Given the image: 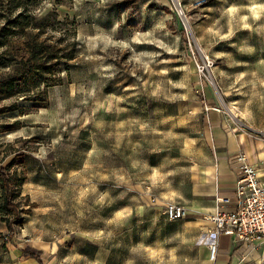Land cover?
I'll return each mask as SVG.
<instances>
[{
	"label": "rangeland",
	"instance_id": "obj_1",
	"mask_svg": "<svg viewBox=\"0 0 264 264\" xmlns=\"http://www.w3.org/2000/svg\"><path fill=\"white\" fill-rule=\"evenodd\" d=\"M13 5L28 36L76 54L18 81L21 34L0 46V169L30 211L7 219L0 264H216L193 205L218 127L264 136V0H0V14ZM235 241L231 260L264 264Z\"/></svg>",
	"mask_w": 264,
	"mask_h": 264
},
{
	"label": "built area",
	"instance_id": "obj_2",
	"mask_svg": "<svg viewBox=\"0 0 264 264\" xmlns=\"http://www.w3.org/2000/svg\"><path fill=\"white\" fill-rule=\"evenodd\" d=\"M231 160L239 165L237 193L232 198L218 197L215 212L205 217L211 227V261L217 260L219 243L216 238L221 236L238 239L243 246L240 251L245 254L260 249L264 253V180L244 152ZM165 214L170 222H174L186 219L188 213L181 205L169 204Z\"/></svg>",
	"mask_w": 264,
	"mask_h": 264
},
{
	"label": "trees",
	"instance_id": "obj_3",
	"mask_svg": "<svg viewBox=\"0 0 264 264\" xmlns=\"http://www.w3.org/2000/svg\"><path fill=\"white\" fill-rule=\"evenodd\" d=\"M55 1L57 4H61L66 0ZM20 7L22 6L13 5L11 11H3L4 13L0 14V20L6 21L4 26L0 24V46H7L9 40L19 34H21L25 42L26 54L20 61L23 66L22 76L25 77L18 79V81H23L26 77L34 80L38 75L50 74L54 67L60 66L64 61L66 62L65 65H68L69 62L75 59V43L71 44L67 49L60 47V43L49 44L48 39H42L43 33L41 32L34 36H28L27 29L32 24L30 17L25 13L13 15V12H16ZM8 16L10 17L9 19ZM39 26V29H43L44 23ZM17 29H19L18 33ZM14 88L13 84L9 90L10 96L14 95ZM12 167V165H8L6 168L0 169V214L2 221L7 226L9 223L7 219L11 216L17 218L15 219L17 225L23 226L25 219L17 216L20 211L27 215L30 214V211L19 208L18 203H16L17 199L21 197L20 191H16L21 181H17V177L10 175L9 172Z\"/></svg>",
	"mask_w": 264,
	"mask_h": 264
},
{
	"label": "crops",
	"instance_id": "obj_4",
	"mask_svg": "<svg viewBox=\"0 0 264 264\" xmlns=\"http://www.w3.org/2000/svg\"><path fill=\"white\" fill-rule=\"evenodd\" d=\"M217 129H219L220 133L215 135L214 141L216 146L221 150L217 152L215 168H212L215 172V177L212 179L214 183L209 187L208 191H201L206 194L203 199L207 200L197 202L193 205L194 212L198 210V212L204 213L205 215H210L215 212L217 207L216 199L218 197L232 198L236 195L238 190L239 165L231 160L236 154L244 152L248 156L250 163L257 169L259 177L264 180V136L254 138L253 134L245 132L234 136L230 134L228 137L220 127ZM196 190H198L197 187L195 188V192L198 193ZM226 208L230 209V206ZM204 221L206 222L205 219ZM204 224L210 228L209 223L206 222ZM0 225L2 226L0 232H2L6 224L2 221L1 214ZM219 240V260L217 257V260L212 262L216 264H237V259L233 258L231 260L236 249L235 244H238L235 241L236 239L221 236Z\"/></svg>",
	"mask_w": 264,
	"mask_h": 264
},
{
	"label": "bare ground",
	"instance_id": "obj_5",
	"mask_svg": "<svg viewBox=\"0 0 264 264\" xmlns=\"http://www.w3.org/2000/svg\"><path fill=\"white\" fill-rule=\"evenodd\" d=\"M260 250L262 251V249H260ZM262 252H263V251H262ZM209 259H210V261L212 260L211 257H209ZM244 260H245V258H244Z\"/></svg>",
	"mask_w": 264,
	"mask_h": 264
}]
</instances>
